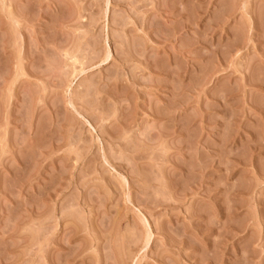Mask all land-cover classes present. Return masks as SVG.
<instances>
[{
	"label": "rangeland",
	"instance_id": "rangeland-1",
	"mask_svg": "<svg viewBox=\"0 0 264 264\" xmlns=\"http://www.w3.org/2000/svg\"><path fill=\"white\" fill-rule=\"evenodd\" d=\"M0 264H264V0H0Z\"/></svg>",
	"mask_w": 264,
	"mask_h": 264
}]
</instances>
